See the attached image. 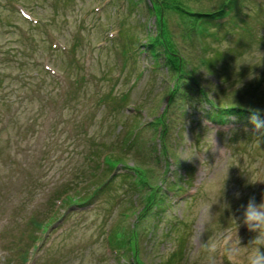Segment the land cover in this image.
Wrapping results in <instances>:
<instances>
[{
  "label": "rangeland",
  "instance_id": "374dc122",
  "mask_svg": "<svg viewBox=\"0 0 264 264\" xmlns=\"http://www.w3.org/2000/svg\"><path fill=\"white\" fill-rule=\"evenodd\" d=\"M128 1L0 0V264H127L104 236L134 224L141 264H162L178 244L172 264H201L205 254L194 248L192 221L203 202L219 195L220 169L229 165L199 239L207 242L221 227L234 232L233 218L242 247L257 235L242 218L250 198L264 203V128L245 109L264 111V0H237L233 16L196 29L168 16L176 51L205 100L243 108L219 121L205 119L215 109L208 103L178 101V91L169 97L175 77L162 54L153 58L136 46L145 30L154 31L147 0ZM186 2L211 8L219 1ZM130 136L113 172L139 166V177L158 188L125 211L131 198L145 202L147 187L122 176L107 183L97 156L110 150L118 159ZM101 175L98 195L56 205L47 226L59 191L85 192Z\"/></svg>",
  "mask_w": 264,
  "mask_h": 264
},
{
  "label": "trees",
  "instance_id": "16d2710c",
  "mask_svg": "<svg viewBox=\"0 0 264 264\" xmlns=\"http://www.w3.org/2000/svg\"><path fill=\"white\" fill-rule=\"evenodd\" d=\"M132 4L136 5L138 1H146V0H129ZM128 1V4L130 2ZM188 0H147L145 3L146 11H148L152 16V21L154 24V31L153 33H150V31L145 27V34L142 42L140 43V46L142 47V50L148 52L152 55L153 58L158 57L159 54H162L163 59L165 60V63L168 66V69L172 72V74L175 77L174 86L172 88H168V94L171 98V95L174 91H178L180 93V98H178V101L182 100H189L191 102L196 101L197 105L200 103H208L211 107H214L215 109L209 112L205 113V117L207 119H213L219 121L218 117L222 114L226 113L227 115L230 113L228 111H231L232 113H236V111H240L241 113L242 109L238 108V106H235L234 102H228L224 101L222 99H215L214 100H205L203 93L202 86H199V83L195 80V78L192 75L191 70H189L186 67V64L183 62L184 59L177 53V46L175 41L173 40L171 33L172 31L169 28V24L171 20H168V16L172 15L177 17L179 21L183 24H187L189 27L196 29L203 24H206L208 26L209 22L211 23L215 19L219 17H224L230 14L234 10V7L236 6L235 0H227L228 2L221 7H216L215 5L211 8H203L198 6V8H194L192 5L187 3ZM224 0H220L219 4H221ZM218 4V5H219ZM168 20V21H167ZM188 21V22H187ZM142 25L144 22H140ZM130 36V35H129ZM136 37L133 39L135 41ZM132 40V39H131ZM138 45V44H137ZM157 65V64H155ZM194 69V68H192ZM83 79V78H82ZM179 81L180 84H179ZM177 84L180 85L179 88L175 87ZM185 86V87H184ZM175 87V88H174ZM200 87V88H199ZM175 99V98H174ZM237 105V103H236ZM209 108V106H208ZM210 109V108H209ZM224 118V117H223ZM131 142H133V136L127 137L123 140L121 143L118 151L116 152V158L110 157V150L105 152L101 158V161L104 164V167L100 169V171L104 170H112L114 168V164L123 163V157L124 153L123 151L128 150ZM122 149V150H121ZM165 156V152L163 150L162 153ZM124 167V166H123ZM125 170H122V172L118 173H111L109 177L107 178V183H109L113 177L116 176H122L128 177L132 182L133 185H139L141 187H147V196L144 203H141V201L134 200L135 198H131L129 200V206L126 207L125 211H129L131 208L139 205H143L146 203L148 199L154 196L155 190L158 188V186L152 185L150 182L146 180V178L143 177L141 179V169L139 166H125ZM103 175L98 176L97 179L93 181L91 184H87L89 187H86L85 192H77L75 195H71L68 193H65L64 190H61L57 193L55 196L56 199H59V205H65L67 203H75L77 204V201H83L86 197H91L98 195V192L101 186V184L104 182V179H102ZM85 183H83L82 186H84ZM82 186L79 184L78 189L82 190ZM77 187V185L75 186ZM94 188V193L90 190ZM128 189V188H127ZM144 190V189H143ZM164 193V191L162 190ZM165 194V193H164ZM89 195V196H88ZM165 204V203H164ZM141 206L134 212L135 217L138 216V214L141 211ZM53 207L49 208V214L48 221L53 216ZM123 211L121 210L119 215H121ZM144 216H142V219ZM51 222V221H50ZM127 223L126 225H128ZM43 225V222L38 221L36 224V230L41 228ZM123 228H119L116 230V227L112 230H110L109 233L106 234L107 240L114 245V251L120 250L119 254L128 259L127 264H141V260L138 259V249L134 242L135 238L137 237L136 234V224L129 225V226H122ZM155 227L154 223H151V228ZM172 228L176 230L174 224L172 225ZM177 231V230H176ZM142 234L145 232V228L141 229ZM147 233V231H146ZM149 239L150 236H147ZM129 243H132V246L129 248L130 254L126 255L124 250L129 247ZM176 253V252H175ZM172 258L173 255L170 254L167 259L163 261L162 264H172ZM143 263V262H142Z\"/></svg>",
  "mask_w": 264,
  "mask_h": 264
},
{
  "label": "clouds",
  "instance_id": "9594fccd",
  "mask_svg": "<svg viewBox=\"0 0 264 264\" xmlns=\"http://www.w3.org/2000/svg\"><path fill=\"white\" fill-rule=\"evenodd\" d=\"M258 111L251 117V122L257 129H260L264 128V121L259 119ZM229 166L220 169L223 173V179L218 188L215 189L219 195L223 189ZM218 196L203 202L192 221L194 248L205 254L201 264H223L222 257L224 256L231 258V264H264V251H261V248L264 247V203L257 204L254 198L248 200L243 211L242 223L249 231L257 233L247 247L240 245V239L237 236L238 224L235 218L231 220L235 224L234 232L230 233L228 226L221 227L220 231L214 232L207 242L200 241V235L208 231V225L213 217L210 208L213 203L217 202ZM249 246H252L250 250Z\"/></svg>",
  "mask_w": 264,
  "mask_h": 264
}]
</instances>
